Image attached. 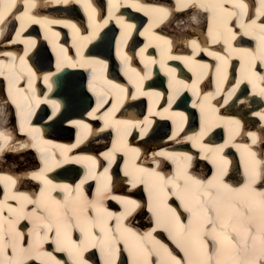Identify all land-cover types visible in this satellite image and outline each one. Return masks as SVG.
<instances>
[{
	"label": "bare ground",
	"instance_id": "bare-ground-1",
	"mask_svg": "<svg viewBox=\"0 0 264 264\" xmlns=\"http://www.w3.org/2000/svg\"><path fill=\"white\" fill-rule=\"evenodd\" d=\"M0 1L5 5V11L0 13V23L10 12L8 17L21 22V35L35 31L36 28L31 26V20L35 18L42 23L43 30L59 29L56 24L51 26L39 13L33 14L30 8L41 0ZM56 2L70 3L68 0ZM126 2L131 11L148 16L144 30L133 31L135 20L129 11L128 17L118 16L110 27H107L111 23L109 18L104 23L92 18L87 32L79 31V36L74 29L68 30L70 33L67 31V34L63 30V52L73 55L76 49L77 57L73 63L65 61L61 65L68 74L59 81L58 87L56 81L49 90L62 96L61 111L58 107L49 111L47 106L61 101L57 100L61 99L58 94L54 93L53 98L37 97L30 91L29 82L21 87L13 83V78L9 92L12 102L0 96V142L3 141L0 155L8 151V146L14 147L19 157H31V145L37 147L38 153L37 159L33 155L34 160L28 161L11 163L8 161L11 156L0 158V169H11L9 175L0 171V183L5 186L0 198V264H260L264 259V0H205L200 1L198 7L186 0L184 5H177L176 10L170 8L169 13L166 11L158 20L151 19L157 16L156 6L144 0L143 3L139 0ZM119 5H116L117 10ZM84 7L91 9L87 3ZM206 8L209 13L204 19L200 9ZM54 9L69 15L63 19V27L75 26L70 16L81 19L82 10L73 4ZM176 11L183 14L178 19L172 17ZM115 24L119 35L117 41L112 42L114 30L111 27ZM27 26L31 27L27 30ZM211 28H214L212 32ZM216 28L221 29V34L216 33ZM132 31L137 47L133 49L135 51H126L125 41L121 42V39ZM102 33L108 34V38L99 39ZM149 33L162 38L161 42L166 44L163 55L149 57V49L162 44L155 39H146L145 34ZM49 34L48 31L45 33L46 36ZM140 36L143 41L145 38L141 45ZM239 36L250 40L242 44ZM221 37L224 49L217 41ZM251 39L255 43L252 46ZM96 40L98 44H95ZM76 42L80 44L78 47ZM169 42H172L171 46ZM44 43L42 40L37 45L35 40L30 48L39 68L51 72L50 52ZM88 44H94L92 49L97 48L102 53L90 57L87 62L90 68H95L94 82H104L105 65H112L111 60L105 58L113 49L117 58L122 54L126 60L131 59L126 68L120 67L122 73L126 71L128 79L133 78L134 72L141 76L136 81L131 103L144 111L143 105L148 101L146 114L136 115V123L128 120L126 115L122 117L115 113L103 119L105 122L111 118L119 124L122 132L117 126L116 130L124 136L121 146L105 142L107 137H100L108 129L106 126L101 128L99 136L97 131H92L78 138L77 123L93 125L90 118H102L109 106L107 98L88 111L93 106L92 99L96 98L89 86L83 87L80 73L74 72L85 65L88 54L84 49ZM6 53L0 50V77L5 69L10 70ZM216 56L225 57L224 65L229 63L230 69L218 67L213 72ZM235 57L242 59L240 66L232 61ZM139 59L148 61L151 73H143L142 68L134 65ZM199 64L209 73L205 76L204 89L197 93ZM155 65L159 74L165 76L162 81L168 85L169 93L158 89L162 84L157 82ZM178 71L184 74L179 75ZM12 72L19 79L26 74L16 64ZM211 72L215 84L209 90ZM190 73L193 76L191 86ZM110 78V74L105 76L106 81ZM44 81L47 79L35 85L40 92ZM114 82L112 80L110 84ZM189 90L194 100L189 98ZM185 95L189 98L186 101ZM160 96L163 97L161 101L168 100L169 108L163 103L160 107L154 105L159 104ZM202 99L208 106L200 104ZM183 105L198 110L199 128L190 130L188 126L184 129L193 116L192 110L184 109ZM127 110L128 107L124 109ZM11 117L18 120L19 130L24 133L20 140L15 137ZM156 118L160 120L154 124ZM74 123L73 130L77 133L72 136L76 142L72 140L68 145L71 141L68 139L73 138L67 126ZM36 126L44 128L45 136L53 131L56 139L60 135L67 139L63 141V149L69 157L63 156L65 159L62 160L55 157L54 161L48 157L44 162L42 153L46 147L36 135ZM89 139L96 142L87 150L84 144ZM53 146L48 143L47 150H52L49 154L56 153ZM102 159L108 161L103 169L100 167ZM88 162L95 167L89 166ZM55 166L65 175H61L62 180L54 177ZM16 167L20 169L21 177L28 175L33 180H40L37 193L27 181L21 185L25 190H20L18 171L14 172ZM206 167L208 173L204 174ZM48 168L51 173L47 176ZM80 169H83L82 173H79ZM12 175L15 178L11 183ZM91 181L90 193L88 183ZM132 201L138 207L129 203ZM90 204L93 205L91 209ZM246 208L251 212H246ZM170 209H175L178 221ZM10 214L15 217L11 222ZM134 216L137 220L133 222L143 230L132 225L130 218ZM146 216L148 221L143 220ZM208 221H212L211 228ZM27 237L35 239L31 249H28L30 246L23 247ZM212 237L215 241L209 244Z\"/></svg>",
	"mask_w": 264,
	"mask_h": 264
},
{
	"label": "snow or ice",
	"instance_id": "snow-or-ice-1",
	"mask_svg": "<svg viewBox=\"0 0 264 264\" xmlns=\"http://www.w3.org/2000/svg\"><path fill=\"white\" fill-rule=\"evenodd\" d=\"M129 203H131V204L133 205L134 208H135V207H138V205H136L134 201L129 202ZM92 206H93V205L90 204V205H89V208L91 209ZM170 211H171L172 214H173V218H174L175 220L178 221V220H179V216L176 215V213H175V209H170ZM245 211H246V212H251V209H250V208H246ZM191 223H192V222L189 221V225H191ZM207 224H208V227H209V228L212 227V221H208ZM249 227H250V228L252 227L251 222L249 223ZM214 241H215V237H212V238L209 240V244H213ZM177 264H180V262H177ZM260 264H264V259H261V260H260Z\"/></svg>",
	"mask_w": 264,
	"mask_h": 264
},
{
	"label": "rangeland",
	"instance_id": "rangeland-1",
	"mask_svg": "<svg viewBox=\"0 0 264 264\" xmlns=\"http://www.w3.org/2000/svg\"><path fill=\"white\" fill-rule=\"evenodd\" d=\"M67 111V110H66ZM29 155H20V157L19 156H11L9 159H8V161L10 160V162L12 163V162H14V161H28L29 159L30 160H34L33 158H32V156L31 157H28ZM19 157V158H18ZM149 218V217H148ZM143 220H146V221H148V219H147V216L145 217V218H143Z\"/></svg>",
	"mask_w": 264,
	"mask_h": 264
},
{
	"label": "water",
	"instance_id": "water-1",
	"mask_svg": "<svg viewBox=\"0 0 264 264\" xmlns=\"http://www.w3.org/2000/svg\"><path fill=\"white\" fill-rule=\"evenodd\" d=\"M68 74V72H66V71H64L62 74H60L56 79H57V82H59L60 80H62L63 79V77L65 76V75H67Z\"/></svg>",
	"mask_w": 264,
	"mask_h": 264
}]
</instances>
